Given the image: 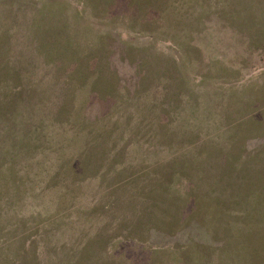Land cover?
<instances>
[{"label":"rangeland","instance_id":"obj_1","mask_svg":"<svg viewBox=\"0 0 264 264\" xmlns=\"http://www.w3.org/2000/svg\"><path fill=\"white\" fill-rule=\"evenodd\" d=\"M0 264H264V0H0Z\"/></svg>","mask_w":264,"mask_h":264}]
</instances>
